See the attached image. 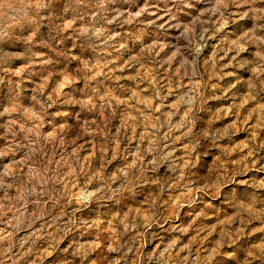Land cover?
Here are the masks:
<instances>
[{"label":"rangeland","instance_id":"rangeland-1","mask_svg":"<svg viewBox=\"0 0 264 264\" xmlns=\"http://www.w3.org/2000/svg\"><path fill=\"white\" fill-rule=\"evenodd\" d=\"M254 2L264 7V0ZM71 3L51 0L42 16L15 30L20 49L27 47L31 57L12 62L25 69L21 77L0 70V111L10 103L17 109L32 106L38 89L51 105L35 122L32 113L12 117L33 127L37 139L33 152L16 155L17 162L28 160L21 164L18 182L0 190V264H147L150 252L174 238L178 243L168 256L170 264H264L258 252L264 248V223L237 218L239 204L223 202L236 187L237 201L264 208V70L253 71L264 67V44L245 37L256 23L239 17L247 6L233 0L221 30L209 32L201 42L206 46L195 80L200 99L191 125L181 128L177 125L189 119L181 96L193 80L180 61L193 57L177 24L189 25L201 16L205 26L209 19L215 25L217 17L205 14L211 5L196 3L189 10L171 0H109L108 19L124 15L106 25V32L116 36L103 46L79 33L91 22L97 0H85L78 11L68 10ZM145 6L148 12L131 18ZM150 21L155 23L149 26ZM256 35L264 36V30ZM241 37L247 51L237 54L233 41ZM174 54L176 59L168 62ZM85 61L90 62L87 69ZM106 100L109 107L97 110ZM8 119L0 117V124ZM121 129L124 139L118 138ZM4 132L0 128V149L9 144ZM193 134L208 138L201 140L206 148L189 154ZM23 139L21 134L16 143ZM153 144L154 155L136 151ZM165 153H173L181 164L187 157L190 163L176 173L159 162L153 169L152 161ZM137 158L118 204L85 199L91 185L107 182L93 168L115 171L114 161ZM73 161H78V172ZM10 162L5 157L0 170ZM85 175L87 187L81 184ZM217 178L227 184L219 196L199 191ZM183 185H193L194 195L185 196ZM245 192L247 197L241 195ZM149 219L155 223L148 224ZM115 245L123 251L111 252Z\"/></svg>","mask_w":264,"mask_h":264},{"label":"clouds","instance_id":"clouds-1","mask_svg":"<svg viewBox=\"0 0 264 264\" xmlns=\"http://www.w3.org/2000/svg\"><path fill=\"white\" fill-rule=\"evenodd\" d=\"M108 2L109 0H97V3L93 5L95 14L91 17V22L84 24L79 29L80 36L88 40L100 41L103 46H108L111 40L115 39L116 36L115 33L108 34L106 32V25L118 21L120 16L124 15L123 13H120L115 18V20H109L106 14V5ZM112 2L115 3V0H112ZM125 2H128V0H125ZM164 2L167 3L168 0H164ZM171 2L175 6H183L189 10L194 9V5L196 3H209L211 7L206 9L205 14L209 18L217 17L215 25H213L211 23V19H209L207 26H205V21L201 18V16H197L189 25L179 23L177 24L178 28L183 29L181 38L188 40L190 54L193 57L191 60L185 58L180 61L189 79L193 80V85L191 86L190 90L181 96V104L186 109V112L189 116L188 120L181 121L180 124L177 125V127L182 128L191 125V114L193 113V110L200 99V89L196 87L195 80L199 78V57L203 54L204 48L206 46V43L201 42H206L209 32L213 30L219 32L221 30L222 25L227 22L226 15H231L228 12V9L233 3V0H171ZM235 3L247 6L246 11H241L238 13L241 19L252 18L256 21L253 27L245 33V37L247 38L248 42L255 41L264 44V36L256 35L257 31L264 30V28H262V22H264V7H257L254 0H235ZM83 4H85V0H72L71 5L67 6V8L68 10L78 11ZM50 5L51 0H0V70L7 71L9 74L15 77L22 76L25 69L23 67H13L12 62L24 61L26 59H31V57L27 47H25L24 50L20 49L18 39L21 38L16 36L15 30L17 28L23 27L25 24L31 25L36 20V18L42 16L45 13V10L50 8ZM196 11L199 10L196 9ZM145 12H148V8L146 6L141 7L134 14H131V18L138 19ZM100 21H103V24H100ZM148 23L149 26H151V24H154L155 22L150 21ZM197 27L200 29L199 32L196 31ZM245 37H241L240 39L233 41V50L236 51L237 54L247 51L244 43ZM174 59H176L175 54L173 57L169 58L168 62H171ZM261 59L264 61V57ZM48 63H50V61H48ZM89 66L90 62L85 61L84 67L87 69ZM262 70H264V67H257L253 69V71L256 73ZM133 79L136 78L133 77ZM0 83H2V80H0ZM31 101L32 106L24 109H17L14 104L10 103L4 111H0V117L7 116L9 118L6 123L0 124V128L5 129L3 139L9 141L7 147L0 149V161H3L5 157H11V162L3 165L2 170H0V190L3 191L14 187L15 183L18 182L20 178L21 164L26 165L28 163L27 159L17 162L16 155L18 153L24 152L25 149H27L29 153L33 152L34 150L32 147V142L33 140L37 139L34 135L36 130L33 127L28 126L26 122L21 125L18 121L13 120V114L32 113L33 120L35 122L45 114V106H51L49 105V101L43 99V94L39 89L33 93L31 96ZM78 103H81L82 107H84L86 110L91 108L90 103ZM99 107L108 108L109 101L106 100L104 105H98L97 110H99ZM262 107H264V105H262ZM64 114L66 115V113ZM115 118L119 117L116 116ZM225 132L227 133V129H225ZM21 134H23L24 139L20 144H17L16 138ZM187 135L188 133H185V136ZM118 138L124 139L122 129L121 135ZM207 138V135L204 137H199V134H193V142L189 145L187 152L191 154L198 148H206V145H203L201 140ZM43 139V136L39 137L40 141H43ZM25 141H27V143H25ZM136 151L143 156H148L150 154L154 155L155 145H150L144 150L137 149ZM173 156V153L161 154L158 157V160L152 161L151 166L153 169H155L158 162L160 164H167V171L176 173L178 171H183V169L186 168L190 163L187 157L184 158V162L181 164L175 160ZM73 163L76 165L78 172V161H73ZM125 164L126 166H124ZM137 165L138 158L132 163H121L119 161H114L113 168L115 171L105 168H93L94 173L96 171L102 172L105 177H107V182H98L91 185L89 189V197H86L85 199H87L89 203L95 200L98 202L115 201V204H118L119 200L117 197L122 196L125 189L129 187V178L132 175V170L136 168ZM87 179L88 176L85 175L83 181H81V184L86 186ZM10 180L11 183L9 182ZM225 186H227L226 179L221 180L217 178L216 180L200 187L199 191L205 195L212 193L215 196H219V193ZM182 187L183 191L185 192V196H187L189 192L194 195L196 191L193 185H183ZM237 191L238 190L236 187H232L230 193H225L223 197L224 204H239L237 218L241 215H245L251 217L254 220H258L261 223H264V208H253L252 205L245 203L244 200L237 201ZM241 195L247 197L248 193L245 192ZM134 198L135 197H133V199ZM115 204L113 206H115ZM2 207L3 203L0 202V208ZM73 207H76L75 196L73 197ZM77 211H79V209H77ZM88 211H95V209H88ZM140 223L144 222L141 221ZM147 223L154 224L155 219H149ZM85 225H87V221L85 222ZM0 239H2V237H0ZM222 242L227 241L224 240ZM177 243L178 241L174 238L166 247L150 252L146 257L147 264H170L168 256L172 251H174V245ZM131 250L132 249L129 247L128 251ZM110 251L120 252L123 251V249H121L119 245H115L110 248ZM258 252L260 254V258L264 260V248L259 249ZM114 264H120V261L116 260L114 261Z\"/></svg>","mask_w":264,"mask_h":264}]
</instances>
